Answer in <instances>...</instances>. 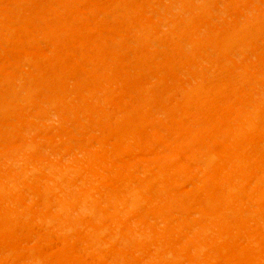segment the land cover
I'll list each match as a JSON object with an SVG mask.
<instances>
[{
	"label": "bare ground",
	"instance_id": "obj_1",
	"mask_svg": "<svg viewBox=\"0 0 264 264\" xmlns=\"http://www.w3.org/2000/svg\"><path fill=\"white\" fill-rule=\"evenodd\" d=\"M0 264H264V0H0Z\"/></svg>",
	"mask_w": 264,
	"mask_h": 264
}]
</instances>
